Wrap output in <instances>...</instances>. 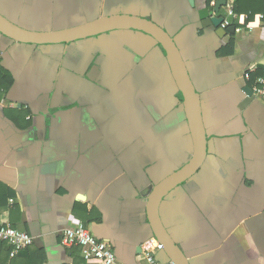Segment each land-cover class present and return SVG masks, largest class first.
Returning a JSON list of instances; mask_svg holds the SVG:
<instances>
[{"label":"crops","instance_id":"1","mask_svg":"<svg viewBox=\"0 0 264 264\" xmlns=\"http://www.w3.org/2000/svg\"><path fill=\"white\" fill-rule=\"evenodd\" d=\"M263 2L243 0L241 8ZM213 4L0 0V14L36 33L115 14L166 29L200 95L207 149L195 173L161 202L162 224L189 264H264V98L246 101L243 90L252 88L251 73H264V26L249 30L247 13H235L234 34L220 38L200 25L198 11L214 15ZM231 37L233 52L221 54ZM0 55V223L34 238L17 257L87 264L79 247L60 239L63 229L81 225L107 241L118 262L139 264L141 243L154 236L148 196L194 150L164 50L128 28L67 46L0 34ZM155 257L171 260L165 250Z\"/></svg>","mask_w":264,"mask_h":264},{"label":"water","instance_id":"2","mask_svg":"<svg viewBox=\"0 0 264 264\" xmlns=\"http://www.w3.org/2000/svg\"><path fill=\"white\" fill-rule=\"evenodd\" d=\"M191 8L195 7V0H186ZM227 0H215L214 15L207 8L198 11L200 25L203 28L212 27L215 34L222 38L227 34H234L235 26L221 25L223 16L219 14ZM136 29L153 37L165 52L166 59L172 71L174 80L182 96V102L194 142L192 158L181 169L156 185L150 192L147 200L149 219L153 228V235L163 243V250L167 252L174 264H189L180 247L174 242L171 235L162 224L159 215V206L170 190L183 183L199 168L206 155V133L202 119L200 95L188 73L184 57L174 37L156 22L136 15L115 14L100 17L96 21L80 24L57 32L36 33L21 28L0 14V34L15 41L36 44L69 43L94 36L115 29ZM246 101L255 97L252 88L246 85L243 88Z\"/></svg>","mask_w":264,"mask_h":264},{"label":"built area","instance_id":"3","mask_svg":"<svg viewBox=\"0 0 264 264\" xmlns=\"http://www.w3.org/2000/svg\"><path fill=\"white\" fill-rule=\"evenodd\" d=\"M226 15L221 23L228 27L232 24V18L236 16L231 4L226 1L224 6ZM245 20L247 15H244ZM257 22L264 26V13L255 16L253 22H247L245 27L249 30L254 29ZM1 59V55H0ZM253 94L264 98V73L258 76L252 85ZM61 244L64 247H79L81 256L87 264H124L116 260L111 245L96 238L88 229L83 226L67 227L61 231ZM34 238L27 232L12 228L7 224L0 223V242H5L11 249L9 256L14 257L33 243ZM163 250V244L154 236L146 239L140 245L139 264H161L155 257L156 252ZM172 264V263H171Z\"/></svg>","mask_w":264,"mask_h":264},{"label":"trees","instance_id":"4","mask_svg":"<svg viewBox=\"0 0 264 264\" xmlns=\"http://www.w3.org/2000/svg\"><path fill=\"white\" fill-rule=\"evenodd\" d=\"M242 3H243V0H234L232 7H233V11L235 13H240V12L247 13L246 14L247 15L246 22H248L251 19H253L255 13L264 12V4H262V7H258V8H254L253 6H251L249 8L242 9L241 8V4ZM212 4H213V0H207V6L208 7H212ZM155 22L157 24H159L157 21H155ZM233 47H234V39H233V37H231L230 40L227 42V44L222 48L220 53L221 54H231L233 52ZM260 74L262 75L263 72L262 71H258L257 73H251L250 77L248 79V84L249 85H253L255 79ZM10 249H11V247L8 244H6L5 242H0V264H25L24 263L25 262L24 259L23 258H18L17 255L19 253H21L22 251H24L26 248L24 250L20 251L14 257H10L9 256ZM29 264H31V262H29Z\"/></svg>","mask_w":264,"mask_h":264},{"label":"flooded vegetation","instance_id":"5","mask_svg":"<svg viewBox=\"0 0 264 264\" xmlns=\"http://www.w3.org/2000/svg\"><path fill=\"white\" fill-rule=\"evenodd\" d=\"M109 31H106V32H103V33H108ZM100 34H102V33H99V34H97V35H94V37L95 36H98V35H100ZM93 37V36H92ZM77 41V40H76ZM72 42V41H71ZM57 44H62V45H65V46H67L68 45V43H64V42H61V43H57ZM162 243V242H161ZM163 244V243H162ZM163 248H164V246H163ZM174 264L173 263V261L172 260H170L169 262H168V264Z\"/></svg>","mask_w":264,"mask_h":264},{"label":"rangeland","instance_id":"6","mask_svg":"<svg viewBox=\"0 0 264 264\" xmlns=\"http://www.w3.org/2000/svg\"><path fill=\"white\" fill-rule=\"evenodd\" d=\"M57 21L59 22V20L57 19ZM60 23V22H59Z\"/></svg>","mask_w":264,"mask_h":264}]
</instances>
